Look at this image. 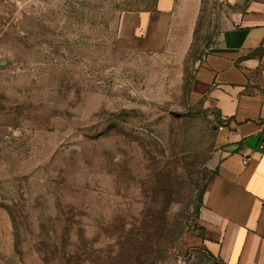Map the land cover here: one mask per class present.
I'll return each mask as SVG.
<instances>
[{
  "label": "rangeland",
  "instance_id": "1",
  "mask_svg": "<svg viewBox=\"0 0 264 264\" xmlns=\"http://www.w3.org/2000/svg\"><path fill=\"white\" fill-rule=\"evenodd\" d=\"M249 1L0 0V264H225L193 80Z\"/></svg>",
  "mask_w": 264,
  "mask_h": 264
},
{
  "label": "crops",
  "instance_id": "2",
  "mask_svg": "<svg viewBox=\"0 0 264 264\" xmlns=\"http://www.w3.org/2000/svg\"><path fill=\"white\" fill-rule=\"evenodd\" d=\"M173 5L159 0L158 10ZM193 82L192 100L219 123L198 215L202 245L225 264H264V0L230 15Z\"/></svg>",
  "mask_w": 264,
  "mask_h": 264
},
{
  "label": "trees",
  "instance_id": "3",
  "mask_svg": "<svg viewBox=\"0 0 264 264\" xmlns=\"http://www.w3.org/2000/svg\"><path fill=\"white\" fill-rule=\"evenodd\" d=\"M156 3H158V0H157V2ZM207 187V186H206ZM206 187L201 191V193H200V195H199V204H198V209H197V214L199 215V210H200V208H201V205H202V200H203V196H204V194H205V190H206Z\"/></svg>",
  "mask_w": 264,
  "mask_h": 264
},
{
  "label": "built area",
  "instance_id": "4",
  "mask_svg": "<svg viewBox=\"0 0 264 264\" xmlns=\"http://www.w3.org/2000/svg\"><path fill=\"white\" fill-rule=\"evenodd\" d=\"M220 130H222V128H219ZM242 161H243V164L246 166L249 164L250 162V156L246 153H243L242 154Z\"/></svg>",
  "mask_w": 264,
  "mask_h": 264
}]
</instances>
